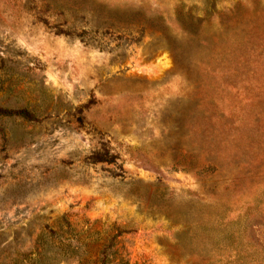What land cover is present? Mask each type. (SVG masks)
I'll list each match as a JSON object with an SVG mask.
<instances>
[{
	"label": "rangeland",
	"instance_id": "1",
	"mask_svg": "<svg viewBox=\"0 0 264 264\" xmlns=\"http://www.w3.org/2000/svg\"><path fill=\"white\" fill-rule=\"evenodd\" d=\"M0 108V264H264V0H0Z\"/></svg>",
	"mask_w": 264,
	"mask_h": 264
},
{
	"label": "trees",
	"instance_id": "2",
	"mask_svg": "<svg viewBox=\"0 0 264 264\" xmlns=\"http://www.w3.org/2000/svg\"><path fill=\"white\" fill-rule=\"evenodd\" d=\"M0 117H17L22 118L27 121H34V115H32L27 110H6L0 108ZM96 162L98 163H108V164H114L115 158L110 157L109 155L104 156H98L96 159ZM109 259L107 257H104L101 259V264H108Z\"/></svg>",
	"mask_w": 264,
	"mask_h": 264
},
{
	"label": "bare ground",
	"instance_id": "3",
	"mask_svg": "<svg viewBox=\"0 0 264 264\" xmlns=\"http://www.w3.org/2000/svg\"><path fill=\"white\" fill-rule=\"evenodd\" d=\"M166 63H168V57L165 54H161L160 56L157 57L155 61L152 62L141 61L139 63V66L145 69L153 70L156 69L158 64H166Z\"/></svg>",
	"mask_w": 264,
	"mask_h": 264
}]
</instances>
